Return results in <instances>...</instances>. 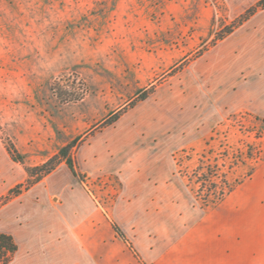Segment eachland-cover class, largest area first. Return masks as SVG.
I'll use <instances>...</instances> for the list:
<instances>
[{
    "label": "rangeland",
    "instance_id": "374dc122",
    "mask_svg": "<svg viewBox=\"0 0 264 264\" xmlns=\"http://www.w3.org/2000/svg\"><path fill=\"white\" fill-rule=\"evenodd\" d=\"M259 1L0 0V233L44 194L24 189L25 169L73 141L76 180L100 209L121 181L81 173L82 160L148 145L166 152L181 208L263 227Z\"/></svg>",
    "mask_w": 264,
    "mask_h": 264
},
{
    "label": "crops",
    "instance_id": "0c3cea01",
    "mask_svg": "<svg viewBox=\"0 0 264 264\" xmlns=\"http://www.w3.org/2000/svg\"><path fill=\"white\" fill-rule=\"evenodd\" d=\"M101 148L79 169L117 174V201L100 209L77 182L79 171L73 176L61 164L30 189L41 185L44 194L22 226L2 232L17 245L9 264H264V226L241 228L234 210L218 216L189 203L181 208L166 152Z\"/></svg>",
    "mask_w": 264,
    "mask_h": 264
},
{
    "label": "trees",
    "instance_id": "16d2710c",
    "mask_svg": "<svg viewBox=\"0 0 264 264\" xmlns=\"http://www.w3.org/2000/svg\"><path fill=\"white\" fill-rule=\"evenodd\" d=\"M256 7L263 8L264 7V0H260ZM252 10L248 11L251 14ZM248 15H245V19ZM74 141L69 145H66L60 148L57 154L44 162L43 164L36 166V167H28L25 169L27 177L31 180L27 183L24 189H28L33 184L39 182L44 176L48 175L52 172L61 162H64L65 165L68 167L70 172L73 176H76V170L73 163V160L70 156V150L74 146ZM79 176V174L77 175ZM20 194L19 191L11 193L9 198L16 197ZM17 251V245L15 244L12 236L0 233V264H9L15 252Z\"/></svg>",
    "mask_w": 264,
    "mask_h": 264
}]
</instances>
